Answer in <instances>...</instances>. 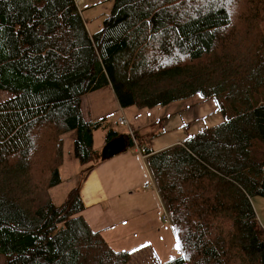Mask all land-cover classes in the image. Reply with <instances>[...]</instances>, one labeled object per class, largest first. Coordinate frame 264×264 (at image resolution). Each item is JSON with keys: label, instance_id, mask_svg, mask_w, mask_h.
I'll return each mask as SVG.
<instances>
[{"label": "trees", "instance_id": "16d2710c", "mask_svg": "<svg viewBox=\"0 0 264 264\" xmlns=\"http://www.w3.org/2000/svg\"><path fill=\"white\" fill-rule=\"evenodd\" d=\"M94 34L76 0H0V255L6 264H130L83 216L74 188L61 205L63 134L79 163L101 162L87 93L111 85L124 108L195 94L225 119L160 151L153 182L183 255L161 264H264V0H112ZM243 6L235 12L233 6ZM132 145L134 141L129 135Z\"/></svg>", "mask_w": 264, "mask_h": 264}, {"label": "crops", "instance_id": "0c3cea01", "mask_svg": "<svg viewBox=\"0 0 264 264\" xmlns=\"http://www.w3.org/2000/svg\"><path fill=\"white\" fill-rule=\"evenodd\" d=\"M77 5L92 35L103 27L113 1L80 0ZM82 109L88 120L107 118L119 135L133 131L138 144L131 143L126 151L94 166L83 165L75 155L77 131L63 134L62 181L49 190L53 203L61 205L77 188L85 205L84 218L113 250L132 251L147 264L181 257L182 249L153 186L143 150L148 147L160 151L222 123L225 116L217 102L195 94L167 106L124 108L113 87L107 85L84 95ZM121 123L125 124L124 129ZM106 143L107 132L96 130L93 148L101 151Z\"/></svg>", "mask_w": 264, "mask_h": 264}, {"label": "rangeland", "instance_id": "374dc122", "mask_svg": "<svg viewBox=\"0 0 264 264\" xmlns=\"http://www.w3.org/2000/svg\"><path fill=\"white\" fill-rule=\"evenodd\" d=\"M209 1H211V0H209ZM233 7L235 8V12H238V10L243 11V9H244V5L243 6L241 5V6L238 7V4H237V6H233ZM11 97H12V93H10L9 91L0 90V102L4 101V100H7V99H9ZM259 98L262 101H264V91L261 93ZM120 126L123 129L125 128V124H123V123H121ZM122 131H124V130H122ZM254 200H255L256 208H257V210H258V212L260 214V217L264 221V199L262 197H256ZM166 216H167V213H166ZM147 263L148 262H146V260L144 258H141L140 255H137L136 257L134 255V258L132 259L130 264H147ZM0 264H6L4 257L1 256V255H0Z\"/></svg>", "mask_w": 264, "mask_h": 264}, {"label": "water", "instance_id": "95a60500", "mask_svg": "<svg viewBox=\"0 0 264 264\" xmlns=\"http://www.w3.org/2000/svg\"><path fill=\"white\" fill-rule=\"evenodd\" d=\"M131 146V141L128 135L120 134L117 137L108 141L101 150L103 160L111 158L126 151Z\"/></svg>", "mask_w": 264, "mask_h": 264}, {"label": "built area", "instance_id": "2783aa9c", "mask_svg": "<svg viewBox=\"0 0 264 264\" xmlns=\"http://www.w3.org/2000/svg\"><path fill=\"white\" fill-rule=\"evenodd\" d=\"M79 1H80V0H76L77 3H78ZM130 134H131L132 139L134 140V143H135V144H138L134 132H133V131H130ZM137 149H138L139 152L142 151V148H141L140 146H138ZM153 186H155V185L153 184Z\"/></svg>", "mask_w": 264, "mask_h": 264}]
</instances>
